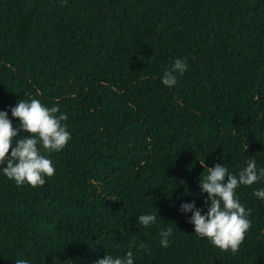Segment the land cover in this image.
<instances>
[{"label": "trees", "instance_id": "trees-1", "mask_svg": "<svg viewBox=\"0 0 264 264\" xmlns=\"http://www.w3.org/2000/svg\"><path fill=\"white\" fill-rule=\"evenodd\" d=\"M176 58L188 70L166 88ZM33 98L59 106L71 139L44 185L0 175V264L128 251L134 264H264V180L236 189L252 224L234 253L179 210L205 208L200 161L264 168V0H0V110Z\"/></svg>", "mask_w": 264, "mask_h": 264}, {"label": "clouds", "instance_id": "clouds-1", "mask_svg": "<svg viewBox=\"0 0 264 264\" xmlns=\"http://www.w3.org/2000/svg\"><path fill=\"white\" fill-rule=\"evenodd\" d=\"M187 70L186 58L174 59L163 72L161 84L166 88L177 86L179 78ZM9 112L12 118L18 120L15 128ZM66 120L67 116L59 106L48 107L34 98L20 99L15 106L0 110V175L14 181L17 186L44 185L46 178L55 172L48 154L62 151L71 139V133L64 123ZM200 163L204 174L199 177L198 187L201 194H207L203 200L205 208L197 207L193 200L181 203L179 210L184 215L190 213L188 222L193 225V232L198 237L208 239L223 251L234 253L252 224L249 219L251 210L240 202L236 189L264 180V168L258 169L255 159L249 160L238 173L230 172L224 163L212 167L205 165L204 160ZM253 196L264 201V188L255 189ZM137 222L149 227L157 222V215H139ZM159 235L160 246L167 248L173 228L164 227ZM15 264H29V261L16 259ZM95 264H134V256L132 251L116 256L106 254Z\"/></svg>", "mask_w": 264, "mask_h": 264}]
</instances>
